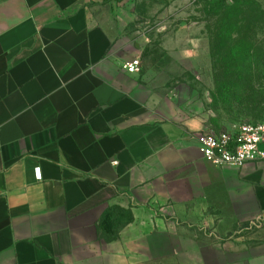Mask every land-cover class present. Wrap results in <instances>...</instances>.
<instances>
[{"label": "crops", "instance_id": "crops-1", "mask_svg": "<svg viewBox=\"0 0 264 264\" xmlns=\"http://www.w3.org/2000/svg\"><path fill=\"white\" fill-rule=\"evenodd\" d=\"M130 3L0 0V264H264V163L211 165L194 89L124 70ZM193 34L164 42L184 69Z\"/></svg>", "mask_w": 264, "mask_h": 264}, {"label": "rangeland", "instance_id": "rangeland-1", "mask_svg": "<svg viewBox=\"0 0 264 264\" xmlns=\"http://www.w3.org/2000/svg\"><path fill=\"white\" fill-rule=\"evenodd\" d=\"M220 0H131V7L136 10L138 20L129 29L130 37L137 43H143L141 54V75L145 80L152 82L159 89L168 91L181 85L189 84L204 103L209 116V126L218 132L226 130L234 124L259 125L264 120L238 115L239 108L235 105L228 108L219 98L220 90L215 77L212 59L214 42L211 25L215 19L211 16L212 6ZM258 8L264 10V0H257ZM183 29L195 30L194 40L204 37L203 51L197 52V65L192 69H184L176 55L165 49V40L168 35L177 36ZM174 39V38H173ZM177 39L176 42L181 40ZM175 41V40H174ZM206 45V46H205ZM200 46V44H199ZM209 47L211 64L205 65L206 48ZM201 49V46H200ZM180 52L177 50V53ZM203 52V53H202ZM173 54V53H172ZM175 57V58H174ZM203 61V62H202ZM223 78L220 79L221 86ZM245 112V110H243ZM257 227L242 226L238 237L251 238L256 234ZM229 236H233L231 233Z\"/></svg>", "mask_w": 264, "mask_h": 264}, {"label": "trees", "instance_id": "trees-1", "mask_svg": "<svg viewBox=\"0 0 264 264\" xmlns=\"http://www.w3.org/2000/svg\"><path fill=\"white\" fill-rule=\"evenodd\" d=\"M211 16L219 98L241 108L238 115L264 120V10L257 0H220Z\"/></svg>", "mask_w": 264, "mask_h": 264}, {"label": "built area", "instance_id": "built-area-1", "mask_svg": "<svg viewBox=\"0 0 264 264\" xmlns=\"http://www.w3.org/2000/svg\"><path fill=\"white\" fill-rule=\"evenodd\" d=\"M124 70L140 74L141 59L127 63ZM198 145L204 160L218 168L264 163V123L234 124L220 132L210 126L199 135ZM36 175L37 179L41 178L40 169H36Z\"/></svg>", "mask_w": 264, "mask_h": 264}]
</instances>
